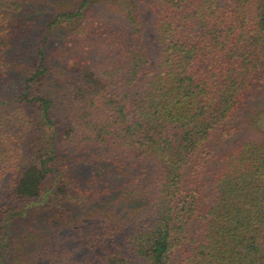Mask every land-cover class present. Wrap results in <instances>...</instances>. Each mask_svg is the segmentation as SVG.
Instances as JSON below:
<instances>
[{
  "label": "trees",
  "instance_id": "obj_1",
  "mask_svg": "<svg viewBox=\"0 0 264 264\" xmlns=\"http://www.w3.org/2000/svg\"><path fill=\"white\" fill-rule=\"evenodd\" d=\"M114 192L138 213L87 264H264V0H0V264Z\"/></svg>",
  "mask_w": 264,
  "mask_h": 264
},
{
  "label": "rangeland",
  "instance_id": "obj_2",
  "mask_svg": "<svg viewBox=\"0 0 264 264\" xmlns=\"http://www.w3.org/2000/svg\"><path fill=\"white\" fill-rule=\"evenodd\" d=\"M145 19L148 23V35L152 44L155 35L151 32L148 13L145 14ZM62 37L63 33H57L51 42L55 45ZM153 45L155 44L153 43ZM52 48L54 47L52 46ZM50 73L52 80L58 79L59 72L52 69ZM68 75L69 77L66 78H63L65 75L62 76V80L71 81L75 75L74 70L68 71ZM59 83L58 80L51 81L49 87H56L60 85ZM66 84L68 83H63L61 86H67ZM53 96H56L54 104L57 113H59L63 109V99L57 93L56 95L53 93ZM54 115V122L61 124L60 117H57L55 111ZM237 139H233L232 144L237 142ZM105 152L103 150L102 154ZM98 158H100V155L97 153L75 154L71 157L72 162L69 164L76 176L82 182L89 184L95 175H100L101 168L96 169V167L102 166L101 162H104V160L100 161ZM123 178V175H117L115 183L117 185L121 184L120 180H123ZM101 179L105 180L106 176H102ZM119 196L114 192L111 195L106 194L105 197L97 198L96 202L89 203L85 201L83 204L71 207V213L65 219L67 221L58 220L56 224H60V226L56 229H44L47 232L44 241L41 240L40 235H37V238H31L26 234L27 239L25 238L14 245L12 255L17 258L16 264H87L88 261L95 263L91 260L92 258L95 259L94 255L102 253V249L104 250L106 245L119 238L129 226L128 222L135 219L134 216L138 213L135 208L139 206V201L135 205L129 204V206H126L118 200L120 199ZM125 224L127 225L125 226ZM61 225L65 228L60 229ZM193 232L198 234L197 228Z\"/></svg>",
  "mask_w": 264,
  "mask_h": 264
}]
</instances>
